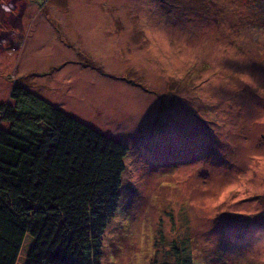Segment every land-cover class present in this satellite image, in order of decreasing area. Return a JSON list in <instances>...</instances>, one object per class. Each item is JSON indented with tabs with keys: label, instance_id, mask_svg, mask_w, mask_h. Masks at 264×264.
<instances>
[{
	"label": "rangeland",
	"instance_id": "obj_1",
	"mask_svg": "<svg viewBox=\"0 0 264 264\" xmlns=\"http://www.w3.org/2000/svg\"><path fill=\"white\" fill-rule=\"evenodd\" d=\"M76 1L0 0V103L14 79L38 94L48 80L49 102L128 146L101 263L264 264V227L245 224L264 213V109L237 114L227 95L253 79L235 65L264 63L261 12L245 24L233 0H203L181 30L142 0H83L107 13L85 32Z\"/></svg>",
	"mask_w": 264,
	"mask_h": 264
},
{
	"label": "trees",
	"instance_id": "obj_2",
	"mask_svg": "<svg viewBox=\"0 0 264 264\" xmlns=\"http://www.w3.org/2000/svg\"><path fill=\"white\" fill-rule=\"evenodd\" d=\"M260 5L264 0L232 2L245 24ZM10 98L0 103V264H18L28 238L22 264H102L128 146L18 79ZM170 264L193 261L178 255Z\"/></svg>",
	"mask_w": 264,
	"mask_h": 264
},
{
	"label": "snow or ice",
	"instance_id": "obj_3",
	"mask_svg": "<svg viewBox=\"0 0 264 264\" xmlns=\"http://www.w3.org/2000/svg\"><path fill=\"white\" fill-rule=\"evenodd\" d=\"M203 0H142L145 8L152 9L156 13L157 22L167 24L171 18L175 27L188 30L189 22L197 25L203 18L199 16L198 9ZM261 22L264 23V5H260ZM238 71L251 74L252 80H244L242 87L234 93H228L232 98L228 101L235 108L237 114L247 113L253 115L257 107L264 109V63L248 62L235 65ZM251 215V214H250ZM223 220H236L238 218H221ZM248 226L259 225L264 227V213L252 219H246Z\"/></svg>",
	"mask_w": 264,
	"mask_h": 264
},
{
	"label": "crops",
	"instance_id": "obj_4",
	"mask_svg": "<svg viewBox=\"0 0 264 264\" xmlns=\"http://www.w3.org/2000/svg\"><path fill=\"white\" fill-rule=\"evenodd\" d=\"M96 4L98 5H101L103 3V0H93ZM56 2L58 4H61V5H64L66 6L67 5V2H69V0H56ZM76 5L72 4V11L74 13L72 14H79L80 16L75 18L74 20L79 24L82 20H84L86 23L83 22V27H84V30L85 32H88L89 31V26H92V31L94 32V24H97L98 26L102 25V24H105L106 25V19H107V13L106 12H103L102 11V14L100 13H95V12H90L89 9H88V5L86 2H84L83 0H77L76 1ZM81 5H83L84 7L81 8ZM111 12H114V11H111ZM71 18V17H70ZM78 20V21H77ZM86 20H89V23L86 21ZM92 20H95V21H92ZM128 31V30H127ZM99 39V38H98ZM26 40V39H25ZM34 44L33 43H29V42H25V45L21 48V52H17L15 53L16 54V58L19 56V53H21V56L25 53V50H24V47H26V51L30 50V49H33L34 50ZM24 50V51H23ZM23 52V54H22ZM15 71H17L15 69ZM44 72L42 75H50L52 73V69H49V70H44L42 71ZM28 75H31V72L26 74ZM25 75H21L19 76L20 77V80H22V78L24 77ZM28 77L26 80H28ZM30 82V83H29ZM28 83L31 84V77H30V81ZM40 81H36L35 83L38 84ZM48 82V80H47ZM47 82L44 81V79H42V87L45 88V89H42V88H36L35 90L36 91H40L41 95H43L45 98H47V92L50 93V90L52 88V83L50 85L46 84Z\"/></svg>",
	"mask_w": 264,
	"mask_h": 264
},
{
	"label": "bare ground",
	"instance_id": "obj_5",
	"mask_svg": "<svg viewBox=\"0 0 264 264\" xmlns=\"http://www.w3.org/2000/svg\"><path fill=\"white\" fill-rule=\"evenodd\" d=\"M1 21V20H0Z\"/></svg>",
	"mask_w": 264,
	"mask_h": 264
},
{
	"label": "built area",
	"instance_id": "obj_6",
	"mask_svg": "<svg viewBox=\"0 0 264 264\" xmlns=\"http://www.w3.org/2000/svg\"><path fill=\"white\" fill-rule=\"evenodd\" d=\"M5 8V7H4Z\"/></svg>",
	"mask_w": 264,
	"mask_h": 264
},
{
	"label": "clouds",
	"instance_id": "obj_7",
	"mask_svg": "<svg viewBox=\"0 0 264 264\" xmlns=\"http://www.w3.org/2000/svg\"><path fill=\"white\" fill-rule=\"evenodd\" d=\"M2 11V10H1Z\"/></svg>",
	"mask_w": 264,
	"mask_h": 264
}]
</instances>
